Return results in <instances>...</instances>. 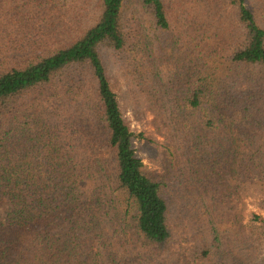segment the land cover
Instances as JSON below:
<instances>
[{"label": "trees", "instance_id": "trees-1", "mask_svg": "<svg viewBox=\"0 0 264 264\" xmlns=\"http://www.w3.org/2000/svg\"><path fill=\"white\" fill-rule=\"evenodd\" d=\"M0 264H264V0H0Z\"/></svg>", "mask_w": 264, "mask_h": 264}, {"label": "rangeland", "instance_id": "rangeland-1", "mask_svg": "<svg viewBox=\"0 0 264 264\" xmlns=\"http://www.w3.org/2000/svg\"><path fill=\"white\" fill-rule=\"evenodd\" d=\"M127 116L131 122L137 154L149 170L154 169V165L150 163L148 152L152 140L156 136L155 129L151 124V117L147 115L141 119H136L131 112L128 113ZM171 197L173 198L170 200L169 206L174 217L178 218L181 216L182 221L184 216L188 218L189 213L192 211L189 199L186 202H180L179 199L175 198L173 195ZM185 199H187V197ZM252 214H261V212L248 203L244 212V221L248 222Z\"/></svg>", "mask_w": 264, "mask_h": 264}]
</instances>
